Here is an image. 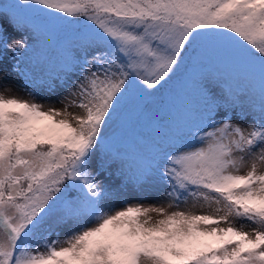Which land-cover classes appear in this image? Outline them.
<instances>
[{"label":"rangeland","instance_id":"1","mask_svg":"<svg viewBox=\"0 0 264 264\" xmlns=\"http://www.w3.org/2000/svg\"><path fill=\"white\" fill-rule=\"evenodd\" d=\"M81 1L0 0V141L14 125L53 143L48 156L23 149L12 167L0 147V192L6 174L44 165L61 144L81 143L87 150L86 188L96 197L51 231L33 232L24 241L22 232L31 224L21 208L0 195V262L264 264V97L254 89L243 92L248 100L254 94L257 112L244 102L245 107L232 111L219 103L196 130L171 144L157 141L140 181L125 179L115 161L100 167L101 148L114 147L127 135L154 83H176L182 77L170 70L184 64L191 50L183 44L194 34L204 42L213 37L205 31L215 25L218 36L200 45L191 69L217 61L241 65L240 59L264 69V0H214L213 19L205 16V0L160 2L152 21L140 18L144 0H86L103 17L77 22ZM233 10L242 23L248 16L244 29L259 33V56L248 44L237 43L239 27L225 20ZM252 19L258 25H251ZM51 45L62 54L58 73L50 81L23 74L21 67L49 53ZM212 84L223 93L219 82ZM95 102L97 119L92 118ZM134 130L138 133L140 126ZM171 185L192 189L175 201L168 193ZM129 221L137 225L136 238L116 242V229ZM202 251L211 254L196 260Z\"/></svg>","mask_w":264,"mask_h":264},{"label":"trees","instance_id":"2","mask_svg":"<svg viewBox=\"0 0 264 264\" xmlns=\"http://www.w3.org/2000/svg\"><path fill=\"white\" fill-rule=\"evenodd\" d=\"M177 1L183 2L176 0L175 3H178ZM160 2L164 5H172L171 0H144L143 9L139 12L140 18L145 17L146 20L152 21L156 16V6L161 7ZM205 2L207 5L205 16L212 18L211 6L214 0H205ZM81 4L83 9L75 14L77 22L103 17L89 1L82 0ZM237 11H231L233 16L228 17L227 14L225 20L239 27L235 35L237 43L248 44L249 47L246 48L251 49L253 56H259L260 52L255 48L261 45L257 41L260 35L258 32L244 29L248 16L245 15V21L242 23L239 21L240 16ZM214 20L219 23L217 18ZM250 24L258 25L253 19ZM213 26L214 28L210 27L205 31L208 35H213L212 38L203 39L204 42H201L194 34L183 44L184 49H189L191 52L184 55V64L181 67L170 70L182 74V77L176 79V83L169 84L164 79L154 83V92L145 99L140 111L133 116L136 122L131 123L127 135L117 139L113 144L114 147L101 148V168L106 167L110 161H115L125 179L138 182L150 166L152 148L157 141L171 144L180 134L196 130L200 122L206 120L216 110L219 103H223L230 111L233 108L245 107L244 103H246L257 112L260 105L256 104L254 94H262L264 97V69H261L257 62L240 59L243 62L240 65L237 60L217 61L213 67L191 69L192 61L200 52V45L217 39V29L215 25ZM238 49L244 52L243 47ZM61 56L59 49L51 45L49 53H42L36 60L31 59L33 63L28 60V66H22L21 71L25 75L30 72L31 77L36 80L50 81L58 73L57 63ZM243 65H247L248 68L242 69ZM216 81L223 87L221 94L215 91L212 84ZM248 88L250 91L254 89L253 98L250 100L244 97L243 92ZM96 106L97 102L92 110V118L95 119H97ZM136 125L140 126L138 133L134 130ZM4 132L5 136L0 141V147L3 151L6 150L11 167L18 163L23 149L31 148L32 152L40 157L48 156L52 151L53 143L49 138L34 136L27 129L13 125L7 127ZM77 146L70 143L61 144L56 150L57 156L44 165L33 168L26 166L18 175L8 173L3 176L1 198L8 199L11 207L21 208L27 222L31 224L22 232L20 238L25 239L24 241L29 240L33 232L51 231L58 222L80 213L92 200H96L95 195L91 197L88 192L87 180L84 178L83 163L87 150L82 148L81 143ZM191 189V185H186L184 188L171 185L168 193L175 201H179L186 198ZM229 204L236 211H241L240 205L233 199L229 200ZM114 235L116 242L135 239L137 225L134 221L126 222L116 229ZM96 241L94 239L90 242L91 248H94ZM101 242L105 245L107 256L112 258L106 239H102ZM210 254L211 252L202 251L196 260H202L203 257L206 260ZM117 262L116 264H120ZM0 264L3 262L1 261Z\"/></svg>","mask_w":264,"mask_h":264}]
</instances>
